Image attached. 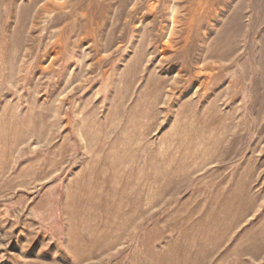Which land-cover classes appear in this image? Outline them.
<instances>
[{
	"label": "rangeland",
	"instance_id": "374dc122",
	"mask_svg": "<svg viewBox=\"0 0 264 264\" xmlns=\"http://www.w3.org/2000/svg\"><path fill=\"white\" fill-rule=\"evenodd\" d=\"M0 264H264V0H0Z\"/></svg>",
	"mask_w": 264,
	"mask_h": 264
}]
</instances>
